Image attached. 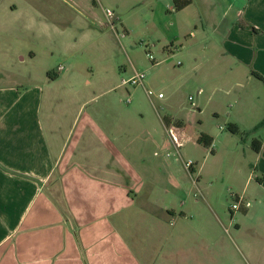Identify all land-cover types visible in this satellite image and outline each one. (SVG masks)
<instances>
[{
  "label": "crops",
  "instance_id": "0c3cea01",
  "mask_svg": "<svg viewBox=\"0 0 264 264\" xmlns=\"http://www.w3.org/2000/svg\"><path fill=\"white\" fill-rule=\"evenodd\" d=\"M231 7L239 18L224 30L246 83L226 119L249 131L264 117V0ZM0 57V264H264V125L245 147L194 148L196 183L179 147H165L158 113L152 129L130 128L129 143L101 110L82 113L86 98L56 106L43 90L53 79Z\"/></svg>",
  "mask_w": 264,
  "mask_h": 264
},
{
  "label": "rangeland",
  "instance_id": "374dc122",
  "mask_svg": "<svg viewBox=\"0 0 264 264\" xmlns=\"http://www.w3.org/2000/svg\"><path fill=\"white\" fill-rule=\"evenodd\" d=\"M99 1L113 12L114 30L103 25L105 15L92 0H0V56L11 52L26 78L31 72L40 84L53 79L43 90L54 94L56 106L61 99L77 103L86 98L82 113L96 116L101 110L129 143L130 128L152 129L158 113L168 117L169 137L181 158L194 165V148L203 151L197 142L203 132L213 138L211 147H245L244 136L250 134L226 129L232 120L227 121V113L238 107L244 92L236 82L246 79L245 66L230 53L237 47L224 30L226 21L239 18L231 6L244 0H192L179 11L172 10V0ZM245 11V17L255 13L253 7ZM29 52L35 54L32 59ZM134 71L144 73L151 96L140 85L122 83ZM77 105H71V113ZM166 145L174 147L173 142ZM214 186L223 192L220 181ZM226 196L231 207L234 196Z\"/></svg>",
  "mask_w": 264,
  "mask_h": 264
},
{
  "label": "trees",
  "instance_id": "16d2710c",
  "mask_svg": "<svg viewBox=\"0 0 264 264\" xmlns=\"http://www.w3.org/2000/svg\"><path fill=\"white\" fill-rule=\"evenodd\" d=\"M189 3H190V0H172V10L173 11H179V10L183 9L185 6H187ZM168 11H170V10H168ZM163 120L167 125L169 124V119L167 116H164ZM263 125H264V117L258 123H256L249 131L248 130L247 131L241 130L238 127V125L233 123V122H229L226 126V129L230 134H242L243 135L245 133L253 132L254 130L260 128ZM197 142L199 144H202L204 146V148H208L212 144V138L208 134L203 132L198 136ZM260 147H261V141L257 138H253L251 140V148L254 151H258L260 149Z\"/></svg>",
  "mask_w": 264,
  "mask_h": 264
},
{
  "label": "built area",
  "instance_id": "2783aa9c",
  "mask_svg": "<svg viewBox=\"0 0 264 264\" xmlns=\"http://www.w3.org/2000/svg\"><path fill=\"white\" fill-rule=\"evenodd\" d=\"M103 13H104L108 23L110 25H112V23L110 22V18L112 16L113 12L108 8H103ZM148 57L151 58V55L149 54ZM144 76L145 75L143 72L134 71V73L130 77H128L127 79H122V83L128 84V85H140L144 88L146 94L148 96H151L152 91L150 89L146 88L144 85ZM157 96L161 97L162 95H161V93H158ZM167 139H168V141L170 140L173 143H175L171 136L170 137L168 136ZM174 147H177V145L174 144ZM177 154L179 155L178 151H177ZM182 164H183L185 170L188 172V174L192 177V180L195 182L196 176H193V170H192V166L194 165L193 161L191 159L182 160ZM238 206H239L238 201H236L235 203L232 204V208H234V209L238 208Z\"/></svg>",
  "mask_w": 264,
  "mask_h": 264
}]
</instances>
